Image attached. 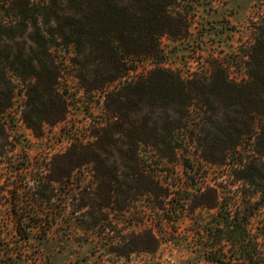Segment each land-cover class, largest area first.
Here are the masks:
<instances>
[{
	"label": "trees",
	"instance_id": "obj_1",
	"mask_svg": "<svg viewBox=\"0 0 264 264\" xmlns=\"http://www.w3.org/2000/svg\"><path fill=\"white\" fill-rule=\"evenodd\" d=\"M197 3L0 0V164L11 179L31 178L15 188L12 213H0V264L86 263L96 250L67 253L70 228L107 239L99 250L117 260L155 255L182 224L198 259L264 264V16L234 56L241 79L214 56L184 75L166 66L162 39L190 48ZM148 61L154 67L139 73ZM18 96L36 138L80 99L103 104L99 116L87 109L85 134L46 164L15 133ZM86 179L91 187L67 189ZM60 221L64 238L52 233Z\"/></svg>",
	"mask_w": 264,
	"mask_h": 264
},
{
	"label": "rangeland",
	"instance_id": "obj_2",
	"mask_svg": "<svg viewBox=\"0 0 264 264\" xmlns=\"http://www.w3.org/2000/svg\"><path fill=\"white\" fill-rule=\"evenodd\" d=\"M197 1V17L196 22L192 26L193 43L190 45V48L187 45H174L167 38L162 39L163 47L169 51L166 66L179 69L184 75H188L200 67L203 58L214 56L224 59L225 63H227L226 65L231 69L232 77L241 79L244 74L243 63L238 59H234V56L240 54L243 51L242 49L252 41V25L264 16V4L254 2L253 0ZM199 61H201L200 64ZM153 67L154 64L151 61L145 62L140 67L139 73H145ZM68 88L72 95L79 92L77 84L71 76L68 78ZM79 95L81 96L82 94ZM22 99V97L18 96L14 111L16 118L14 119L16 121L15 133L21 137L23 144L27 147L31 160L35 162L46 160V164L55 155L66 151L73 139L76 138V133L80 136L85 134L86 129L92 121V118L87 113V109H90L93 115L99 116L103 104V99L100 96H96V100L91 105L82 104L80 99L78 104L74 103L71 106L65 123L53 128L45 126L43 135L36 138L31 131L26 129L20 120L19 106L22 103ZM98 100L101 102H97ZM76 101L73 100V102ZM16 160L17 165L18 159ZM16 165H12L11 167L13 168ZM6 166L0 164V186L4 185L3 190L5 191L3 194L4 204L0 205V213H12L7 203L17 197L15 188L25 184V177H27V181L31 179L26 174H20L15 179L9 178ZM209 174L211 175V179H215L214 177L217 176L212 170ZM88 183L89 179L79 184L74 181L67 189L80 190L84 187H91L92 185ZM210 183H213V181H210ZM46 211L45 213H54L53 211ZM27 212L34 213V210L30 208ZM143 227L139 226V228L134 227L133 229L140 230ZM65 230L67 228L64 222L60 221L57 226H54L52 233L58 238H64L63 236L66 233V235H70L71 238L65 239V241H69L67 253L70 251V254L78 252L80 245L84 246L83 248L81 247V255L87 254V251L90 249L96 250V255L91 256L86 263L82 264H210L204 259L197 258L194 253L191 228L183 224L180 225V228H177L178 236L171 238V235H168L155 255H134L129 260H117L108 254L103 255L99 249H102L106 243H110L107 239L103 240L96 236L90 237V235H85L82 230H77V228H70L69 231L71 232L67 231L66 233ZM170 239L171 242H169ZM187 240L189 241L186 244ZM65 261H68V259L66 256H63L55 260L53 264H64ZM70 261L75 260L71 259Z\"/></svg>",
	"mask_w": 264,
	"mask_h": 264
}]
</instances>
